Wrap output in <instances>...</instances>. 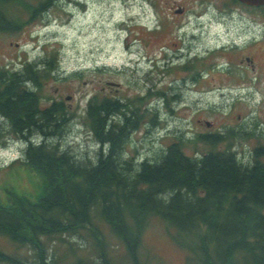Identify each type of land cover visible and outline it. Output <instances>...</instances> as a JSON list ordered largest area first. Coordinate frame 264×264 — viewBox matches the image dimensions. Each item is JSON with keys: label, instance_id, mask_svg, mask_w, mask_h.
Listing matches in <instances>:
<instances>
[{"label": "rangeland", "instance_id": "rangeland-1", "mask_svg": "<svg viewBox=\"0 0 264 264\" xmlns=\"http://www.w3.org/2000/svg\"><path fill=\"white\" fill-rule=\"evenodd\" d=\"M178 8L185 13L175 14ZM130 16L137 25L130 22L125 31L118 30L121 26L116 22ZM27 17L29 22L15 34L0 33V69H20L26 63L51 65L46 68L53 70L49 74L52 78L42 82L47 83L43 93L51 96L42 97V106L53 97L72 112L56 140L78 160H95L99 148L82 121L88 97L98 91L123 104L128 99H143L139 105L143 117L129 132L120 153L135 167L145 158L153 161L161 156L178 137L186 141L185 154L201 156L211 148L194 143L197 133H228L215 149H229L244 163L251 161L257 138L264 141L263 11L233 0H57L41 15ZM154 58L159 59L158 69L148 61ZM195 60L199 61L196 80L192 70L179 72L174 68L160 73L173 64L182 66ZM148 66L154 69L151 73ZM149 85L165 95L150 94ZM175 93L179 95L172 99ZM114 119L121 120V115ZM203 121L211 126L206 127ZM7 130V123L0 119V133L7 134ZM7 138L0 136V179L32 195L31 181L18 171L20 179L10 176L6 169L23 148L18 142H6ZM96 225L102 231L111 264H133L110 228L100 221ZM87 230L42 238L47 260L56 264L80 260L83 264L92 259L98 264V246ZM176 233L161 220L150 219L137 251L140 263H193L196 256L187 247L183 246L185 252L178 247L172 238ZM0 251L21 261L37 259L29 244L12 245L1 237Z\"/></svg>", "mask_w": 264, "mask_h": 264}, {"label": "trees", "instance_id": "trees-1", "mask_svg": "<svg viewBox=\"0 0 264 264\" xmlns=\"http://www.w3.org/2000/svg\"><path fill=\"white\" fill-rule=\"evenodd\" d=\"M55 2L0 0V33L19 31L29 22L27 16L36 17ZM48 66L43 62L18 71L0 69V116L8 127L0 136L25 143L19 156L23 159L6 169L18 179L16 171L21 172L33 188L28 195L0 179V237L16 245L29 244L37 256L21 261L0 251V261L56 264L47 260L41 239L88 229L98 246V264H111L96 225L100 221L129 260L142 264L137 254L141 236L150 218L157 217L177 231L178 245L196 256L188 264H264V142L244 165L229 149H215L228 135L196 134L194 143L211 148L200 157L185 154L186 141L177 138L161 156L135 167L120 153L143 117L139 107L143 99L119 104L95 95L82 121L99 148L95 160L80 161L56 140L71 119L68 107L51 97L42 106ZM118 114L121 120L116 121ZM83 264L97 263L91 259Z\"/></svg>", "mask_w": 264, "mask_h": 264}, {"label": "bare ground", "instance_id": "bare-ground-1", "mask_svg": "<svg viewBox=\"0 0 264 264\" xmlns=\"http://www.w3.org/2000/svg\"><path fill=\"white\" fill-rule=\"evenodd\" d=\"M57 1V0H56ZM77 2V4H79V3H81V1L79 2V1H76ZM41 15V14H40ZM37 35H35V36H32V37H36ZM31 37V38H32ZM27 64H30V65H33V64H35V63H26L25 65H27ZM24 65V66H25ZM41 65H43V63H38V64H36V67L37 66H41ZM24 66H22L20 69H22ZM5 69H8V68H5ZM20 69H12V70H14V71H18V70H20ZM70 118H72V116L70 117ZM0 119L2 120V121H4L3 119H2V117L0 116ZM89 131V134L92 136V134H91V132H90V130H88ZM4 136H6V135H4ZM8 137V136H7ZM92 138H93V136H92ZM8 140H6V142H14L15 140H12L10 137H8L7 138ZM93 140L96 142V144L97 145H99L98 144V142L93 138ZM18 143H20L21 145H22V147L24 148V145H25V143L23 142V141H20V140H16ZM9 142V143H10ZM22 148V149H23ZM16 153V152H15ZM21 153V152H20ZM18 156H20V154L18 155ZM13 179V178H12Z\"/></svg>", "mask_w": 264, "mask_h": 264}, {"label": "water", "instance_id": "water-1", "mask_svg": "<svg viewBox=\"0 0 264 264\" xmlns=\"http://www.w3.org/2000/svg\"><path fill=\"white\" fill-rule=\"evenodd\" d=\"M246 5H251V6H259L264 4V0H238ZM180 12V11H177ZM206 125H209L206 123Z\"/></svg>", "mask_w": 264, "mask_h": 264}]
</instances>
